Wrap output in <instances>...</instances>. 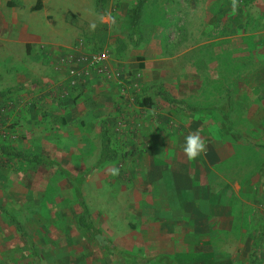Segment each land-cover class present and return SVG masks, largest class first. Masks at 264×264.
Wrapping results in <instances>:
<instances>
[{
    "label": "rangeland",
    "instance_id": "374dc122",
    "mask_svg": "<svg viewBox=\"0 0 264 264\" xmlns=\"http://www.w3.org/2000/svg\"><path fill=\"white\" fill-rule=\"evenodd\" d=\"M95 1L43 2L38 16L46 10L47 22L59 27L54 57L68 63L61 85L47 95L52 103L32 102L36 115L25 110L33 119L20 131L8 113L15 107L13 94L39 84V54L49 47L7 53L0 40V106L7 113L0 124V264H186L173 261L170 244L156 241L150 231L158 200L150 196L148 176L131 164L134 158H152L148 149L156 145L152 153L167 158L197 131L207 145L197 158L220 160L214 169L234 178L239 190L221 202L246 227L234 235L240 264L248 259L264 264V239L257 237L264 222V0H237L235 12L232 0H144L135 45L127 36L128 12L136 0H103L99 10ZM97 22L107 26L102 46L90 42ZM119 40L125 44L120 52ZM93 54L103 58L90 66ZM70 68L86 72L73 85ZM157 89L184 108L164 101ZM228 92L231 109L225 120L212 107L222 106ZM134 96L148 97L150 105L138 106ZM89 102L104 112L116 153L99 164L95 135L69 136L67 125L49 136L43 129L48 110H64L66 104L77 111ZM191 106L197 109H187ZM99 121L80 122L91 133L88 128ZM164 145L170 148L166 154ZM6 149L45 161H22L5 155ZM178 153L175 157L185 155ZM112 167L119 175L109 174ZM172 198L167 208L161 205L162 218H173ZM79 200L96 236L78 223Z\"/></svg>",
    "mask_w": 264,
    "mask_h": 264
},
{
    "label": "crops",
    "instance_id": "0c3cea01",
    "mask_svg": "<svg viewBox=\"0 0 264 264\" xmlns=\"http://www.w3.org/2000/svg\"><path fill=\"white\" fill-rule=\"evenodd\" d=\"M9 1L15 0L0 2V40L5 52L6 50L7 53L26 52V46L34 48L37 45L39 52H42V49L49 47L48 51H43L42 55L39 54L41 69L39 84L35 88L28 87L26 93L21 90L19 94H13V101L16 102H14L15 107L8 113H10V120L17 123L20 131L25 127V122L33 119L29 118L25 110L30 111L29 115H36L35 109L32 111V102L36 101L38 107L43 106L46 102L52 103L53 99L47 98V95L61 85L63 66H66L68 60L66 57L60 60L54 57L52 46L59 42V27L47 22L48 13L46 10L41 14V18L38 16L39 10L43 9L45 0H40V7L36 10L29 9L36 0L25 1L26 3L17 0L21 2V6H9L7 5ZM33 16L39 17V19L35 18V22L31 23ZM104 86H110V83ZM5 96L10 99L12 93ZM96 104L95 102L91 105L89 102L84 105L82 110L78 109L77 111L66 104H63L67 107L64 110L61 108L48 110L44 120L46 127L43 128L46 136L55 134L57 131L63 132L64 130L61 128L63 125H67L69 136H84L86 138L93 134L96 136V159H98L100 124L104 121L105 114L95 108ZM72 117L79 118L78 122L69 123L68 120ZM95 118H99L100 121L98 125L88 128L92 129L89 133L86 130V124H81L80 121L88 122ZM104 123L106 125L105 121ZM11 138L14 140L16 136L13 134ZM16 142L17 140L14 143ZM163 148L165 154L167 150H170L165 145ZM153 149L156 151L157 145L148 149V154L152 158L144 160L134 158L131 167L133 171H138L139 168L148 176L150 196L158 200L154 213L150 214L154 215L155 225L149 227L150 231H153L156 241L170 244L173 261L177 259V261L186 264H240L237 256L238 241L236 242L234 235L246 227L237 223L234 212H231V207L227 204L223 205L225 203L221 202V199H232L238 196L239 190L235 179L229 175L225 176V172L214 169L220 165V160L196 158L189 161L185 155L175 157L179 154L178 152L183 153L182 150L174 152L175 149L168 152L167 158H160L156 153H152ZM6 150L8 151V149ZM125 165L126 162L121 164V166ZM145 168H147L146 172H144ZM168 196L169 198L173 197L172 204L175 205V209L170 210V215L173 217L171 220L162 218L163 212L160 211L161 205H164V208L168 207ZM206 203L209 207L202 208ZM225 233L227 236L224 235ZM257 237L259 238V234ZM246 264H251L249 259Z\"/></svg>",
    "mask_w": 264,
    "mask_h": 264
},
{
    "label": "trees",
    "instance_id": "16d2710c",
    "mask_svg": "<svg viewBox=\"0 0 264 264\" xmlns=\"http://www.w3.org/2000/svg\"><path fill=\"white\" fill-rule=\"evenodd\" d=\"M144 0H136L134 4L129 8V32H128V42L131 45H135L138 42V34H137V24H138V17L140 13V8L142 6ZM103 0H96L95 1V7L97 10L100 9L101 4ZM40 0H36L35 3L29 8L30 10H36L39 9L40 7ZM7 5L9 6H21V2L15 0V1H9L7 2ZM107 39V26L103 22H97L95 26L92 29V33L90 36V42L93 41L97 44V46H102L106 43ZM125 48V44L121 42L120 40L118 41V47L116 48L117 51H123ZM156 94L160 95L164 101H166L169 104L172 105H177L180 108H184L180 102H177L173 99H171L166 93H164L162 90L157 89ZM1 95V93H0ZM133 102L136 103L137 105L141 106H149V98L148 97H141L139 100L138 96L133 97ZM215 109H218L221 114L224 116V119H228V113L231 109V97L230 93L228 92L226 95L225 103L220 106V107H212ZM189 110H196V107H187ZM100 149H99V154H98V159H97V164L106 161V160H113L116 157V153L113 149L110 148L109 146V137L107 134V128L104 123V121L101 122L100 124ZM5 155H13L16 156L18 159L24 160V161H33L35 163H41L44 162L43 158L40 156L36 155H26L21 152H16V151H4L3 152ZM79 204L81 208L83 209V214L79 217L78 223L80 226L84 227L86 230L90 231L93 236H96L97 232L95 228L88 222L87 216H86V207L83 203L82 200H79ZM264 237V223L262 225V229L259 232V238L262 239Z\"/></svg>",
    "mask_w": 264,
    "mask_h": 264
},
{
    "label": "clouds",
    "instance_id": "9594fccd",
    "mask_svg": "<svg viewBox=\"0 0 264 264\" xmlns=\"http://www.w3.org/2000/svg\"><path fill=\"white\" fill-rule=\"evenodd\" d=\"M233 12L238 7L237 0H232ZM182 151L189 161L196 159L202 153H206L207 145L205 139L200 135L199 131L189 133L185 137V141L182 147ZM109 174L112 176L119 175V168L112 167L109 170Z\"/></svg>",
    "mask_w": 264,
    "mask_h": 264
},
{
    "label": "built area",
    "instance_id": "2783aa9c",
    "mask_svg": "<svg viewBox=\"0 0 264 264\" xmlns=\"http://www.w3.org/2000/svg\"><path fill=\"white\" fill-rule=\"evenodd\" d=\"M103 55L102 54H93L90 57V66H95L96 64L100 63L102 61ZM68 77H69V85H73L77 83L79 80L83 79L84 74L86 73L84 69L81 68H70L68 71ZM12 102H7L8 108H10ZM6 113V108L4 106H0V124L1 121L4 119Z\"/></svg>",
    "mask_w": 264,
    "mask_h": 264
}]
</instances>
